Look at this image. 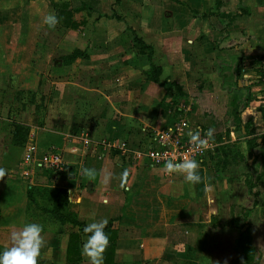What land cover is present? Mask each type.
<instances>
[{
  "label": "crops",
  "instance_id": "crops-1",
  "mask_svg": "<svg viewBox=\"0 0 264 264\" xmlns=\"http://www.w3.org/2000/svg\"><path fill=\"white\" fill-rule=\"evenodd\" d=\"M94 1V10L54 28L43 25V17L58 15L53 3L70 0H8L14 5L0 7V167L7 172L0 178V247L28 219V190L55 187L67 190L69 208L84 225L107 219L117 233L115 264H229L241 257L240 231L213 227L211 218L225 223L244 210L258 250L264 245V90L256 81L264 0ZM248 88L254 97L243 116H256L251 127L262 132L252 136L260 144L250 156L240 126L243 162L217 170L203 160L198 184L118 148L123 142L131 151L145 149L179 119L212 129L216 142L223 136L233 142L239 132L234 100L241 104ZM17 126L25 128L23 144L14 137ZM29 146L34 153L27 162ZM51 154L61 170L43 167ZM82 167L95 169L96 177H84ZM105 172L114 174L107 184ZM245 175L256 183V197ZM30 221L44 228L39 264H67L69 234L77 229L65 224L57 233L55 222L37 213ZM256 226L262 227L259 246ZM76 264H89L81 244Z\"/></svg>",
  "mask_w": 264,
  "mask_h": 264
},
{
  "label": "trees",
  "instance_id": "trees-1",
  "mask_svg": "<svg viewBox=\"0 0 264 264\" xmlns=\"http://www.w3.org/2000/svg\"><path fill=\"white\" fill-rule=\"evenodd\" d=\"M218 5L221 3L220 0H216ZM96 1L94 0H70V3L63 4H54L53 6L56 9L58 15V20L60 22L65 23L67 18H71L72 15L76 12L88 9L94 10L96 7L94 6ZM68 15V17H67ZM70 27H74L73 23H66ZM145 48V46H144ZM147 56L151 60L152 58V49L150 47H146ZM76 55H81L78 52H75L74 57ZM160 69L154 67V75L152 77L154 82L158 83V74ZM168 88H172L176 85H171L166 83ZM184 96V94H179ZM251 89L248 88V92L243 102L240 104L237 98L234 100V112H233V125L237 128L236 130L242 132L240 126H243L244 135L248 136L247 144H248V152L250 156H253V150L260 143L256 142V137L252 136L255 132H262V129L259 127H251L255 121V115L251 113H247L243 116V111L248 106V102L254 97ZM262 119L264 121V112L262 114ZM115 125V124H111ZM117 127V125H115ZM26 131L25 128L17 126L14 137L16 138V142L24 143L26 142ZM261 138V142H264V135H259ZM224 146V145H221ZM217 148V147H216ZM216 150V149H215ZM218 151V149H217ZM214 153V152H213ZM211 153V154H213ZM218 155V154H217ZM210 156V154H209ZM208 156V157H209ZM205 160V159H204ZM243 162V154L241 152H231L228 158L217 161L216 164L221 168H227L231 165H236ZM204 163V162H203ZM263 174V173H262ZM250 175H245L244 184L248 188V191L251 195L256 197V193L253 192L256 183L253 182V179L249 177ZM261 176V175H260ZM259 177L257 178V180ZM257 204L255 201L254 205ZM38 209L39 211H36ZM39 212V213H37ZM248 210H244L241 217L231 216L229 221L225 223H220V220L212 216L211 225L213 227H220L222 229H231L235 228L240 231L239 236L235 240V244L237 248L240 250L241 257L235 261H231L229 264H260L259 259L256 256V249L252 242V232H251V222L248 218ZM34 213L40 214L45 217L46 221H53L58 226L57 233L62 232V228L65 224L71 225L72 228L77 229V231H72L69 234V241L66 250V262L67 264H76L80 261V244L82 236H84L83 228L84 224L81 223L75 211L69 208L68 202V193L65 188H55V187H32L28 190V219L30 221L31 216L34 217ZM105 232L109 236V246L104 252V264H115L114 263V255L116 248V240L117 233L115 230L111 229V225L105 228Z\"/></svg>",
  "mask_w": 264,
  "mask_h": 264
},
{
  "label": "clouds",
  "instance_id": "clouds-1",
  "mask_svg": "<svg viewBox=\"0 0 264 264\" xmlns=\"http://www.w3.org/2000/svg\"><path fill=\"white\" fill-rule=\"evenodd\" d=\"M58 22V17L54 12H49L42 20V24L48 28H54ZM212 134L213 130L209 129L205 136L211 137ZM187 135L190 142L196 146L202 147L206 144V140L201 138L200 130H189ZM164 167L168 174L180 173L184 182L189 185L201 182L200 165L193 157L184 158L178 163L168 161ZM5 174H7L6 170L0 167V178H3ZM81 174L91 180L96 177L97 171L82 167ZM121 175L126 177L127 172L125 171ZM113 178V173L105 172L103 176L104 183H109ZM206 190L211 191L212 186L208 185ZM107 224V219L101 218L87 223L83 228L84 238L81 243V254L88 258L89 264H104V252L110 242L109 236L105 232ZM43 232V225L34 221H26L18 228L11 230L8 234L7 245L0 247V264H39L41 250L46 244Z\"/></svg>",
  "mask_w": 264,
  "mask_h": 264
},
{
  "label": "built area",
  "instance_id": "built-area-1",
  "mask_svg": "<svg viewBox=\"0 0 264 264\" xmlns=\"http://www.w3.org/2000/svg\"><path fill=\"white\" fill-rule=\"evenodd\" d=\"M261 74L257 76V84H260L261 90H264V57L259 66ZM171 130V131H169ZM200 130L201 138L206 140V144L202 147L196 146L190 142L187 132ZM207 131L199 127L191 125L186 119H179L172 125L163 128L157 132L156 139L151 146L145 149H136L131 151L128 146L121 142L118 148L122 153H132V158L139 161L142 158L147 160V165L150 168L164 167L168 161L180 162L184 158L193 157L200 164L204 159L206 160L209 154L213 153L217 147V142L212 137H206ZM34 147H28L26 161L29 162L33 158ZM43 167L47 169H59L62 167L57 156L54 154L47 155L43 159Z\"/></svg>",
  "mask_w": 264,
  "mask_h": 264
},
{
  "label": "rangeland",
  "instance_id": "rangeland-1",
  "mask_svg": "<svg viewBox=\"0 0 264 264\" xmlns=\"http://www.w3.org/2000/svg\"><path fill=\"white\" fill-rule=\"evenodd\" d=\"M6 1H8V0H0V2H1L0 3V7L2 9L8 8L9 4L10 5H14V3H11V2L7 3ZM255 89H257V88H255ZM226 115H227L226 113L220 114L221 119H225ZM223 137H224L223 142H222L221 139L217 140V148H216V150L214 151L213 154H210V156L204 161V163H206L209 166H211L212 169L219 170L220 167H219L218 164H216L217 161H222V160L228 158V156L230 155L231 152H237L238 153V152H241L240 150L243 149L241 133L236 132L234 140L232 139L233 142L231 141L229 143L226 142L225 136H223ZM224 141H225V143H224ZM221 145H224V146H221ZM217 149H218V151H217ZM245 163L247 164L246 161H245ZM36 211H39V210L36 209ZM37 213H39V212H37ZM253 228H255V239H256L255 244H257V246H259L260 241L258 239L262 238L261 235H260L261 233L259 232V230L262 232V227L256 226V227H253ZM257 249L258 250H256V256L259 259V263L260 264H264V245L261 244V246H259ZM237 253H238V249H236L235 254H237ZM235 254H233V255H235ZM237 258L239 259L240 256L237 257ZM235 260H237V259H234L232 261H235Z\"/></svg>",
  "mask_w": 264,
  "mask_h": 264
}]
</instances>
